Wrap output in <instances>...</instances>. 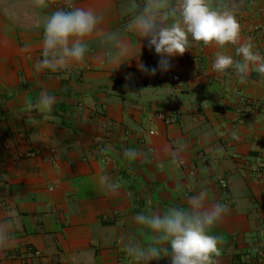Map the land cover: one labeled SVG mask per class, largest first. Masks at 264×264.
<instances>
[{
  "label": "crops",
  "instance_id": "1",
  "mask_svg": "<svg viewBox=\"0 0 264 264\" xmlns=\"http://www.w3.org/2000/svg\"><path fill=\"white\" fill-rule=\"evenodd\" d=\"M58 2L0 0V229L11 236L0 264H142L125 245L147 246L154 234L134 217L187 207L201 190L230 209L211 230L221 241L214 264H264V76L214 72L215 54L240 59L239 45L191 39L170 71L144 75L140 51L147 67L159 57L127 25L145 0H72L101 18L89 51L66 69L37 71ZM212 3L236 6L241 43L264 56V0ZM42 91L56 97L50 111L37 106ZM161 109L173 119L156 117ZM126 148L139 157L126 159ZM103 176L118 190L102 187Z\"/></svg>",
  "mask_w": 264,
  "mask_h": 264
},
{
  "label": "clouds",
  "instance_id": "2",
  "mask_svg": "<svg viewBox=\"0 0 264 264\" xmlns=\"http://www.w3.org/2000/svg\"><path fill=\"white\" fill-rule=\"evenodd\" d=\"M33 2L39 8L47 6V0ZM235 8V5L231 8L214 7L212 0H175L171 5L166 0H145L143 10L130 19L127 27L147 41V47L154 49L159 60L154 67H147L139 59L140 51L135 57L137 69L147 76L170 71L172 58L183 56L191 47V39L206 46L215 44L221 49L229 44L239 45L236 56L240 59L219 51L215 54L214 72L222 74L234 68L236 76L244 82L254 67L264 76V56L254 52L251 43H241V26ZM66 9L55 10L44 23L37 71L66 69L72 63L83 62L89 51L87 38L97 30L101 18L91 8L74 7L72 0H66ZM105 40L114 41L122 53L126 52L127 45L116 34H107ZM132 75L129 73L126 79L130 80ZM36 103L41 111H50L56 97L42 91ZM165 151L173 158L177 155V150ZM139 155L136 149L124 150L125 158L130 161ZM100 183L109 191L118 190L117 184L107 176L101 177ZM186 203L187 207L175 206L163 213L137 214L135 223L154 235L152 243L147 246L125 245L128 255L142 264L163 258H167L169 264H214L213 257L219 254L221 241L211 234V230L230 209L223 203H210L206 190L188 196ZM10 240V234L0 229V246H6Z\"/></svg>",
  "mask_w": 264,
  "mask_h": 264
},
{
  "label": "built area",
  "instance_id": "3",
  "mask_svg": "<svg viewBox=\"0 0 264 264\" xmlns=\"http://www.w3.org/2000/svg\"><path fill=\"white\" fill-rule=\"evenodd\" d=\"M57 5H58L60 8H64V9H66V2H58ZM66 10H67V9H66ZM157 74L163 76L164 73H159V72H158ZM177 82H178L179 84H181V81H180V80H177ZM155 116L158 117V118L164 119V120L167 121V122H168V121H171V120L173 119L172 116L167 115L162 109L159 110V111L156 113ZM36 153H37V151H28V154H30V155H33V154H36ZM221 182H222V185H223L224 187H226V186L228 185V182L225 181L224 179H223Z\"/></svg>",
  "mask_w": 264,
  "mask_h": 264
}]
</instances>
